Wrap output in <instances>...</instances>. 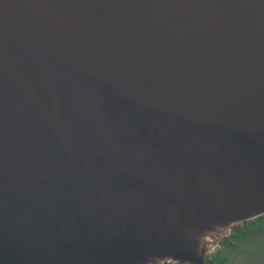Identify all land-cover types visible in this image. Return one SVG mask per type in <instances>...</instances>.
<instances>
[{"label":"water","instance_id":"water-1","mask_svg":"<svg viewBox=\"0 0 264 264\" xmlns=\"http://www.w3.org/2000/svg\"><path fill=\"white\" fill-rule=\"evenodd\" d=\"M264 231V0H0V264H223Z\"/></svg>","mask_w":264,"mask_h":264},{"label":"rangeland","instance_id":"rangeland-1","mask_svg":"<svg viewBox=\"0 0 264 264\" xmlns=\"http://www.w3.org/2000/svg\"><path fill=\"white\" fill-rule=\"evenodd\" d=\"M223 264H264V231L221 256Z\"/></svg>","mask_w":264,"mask_h":264}]
</instances>
